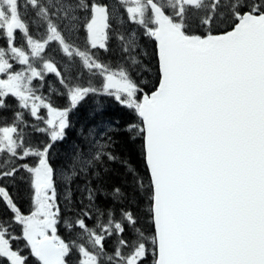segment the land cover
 <instances>
[{
    "label": "snow or ice",
    "instance_id": "6c2138e0",
    "mask_svg": "<svg viewBox=\"0 0 264 264\" xmlns=\"http://www.w3.org/2000/svg\"><path fill=\"white\" fill-rule=\"evenodd\" d=\"M89 96L134 117L143 173L103 122L58 169ZM0 264H264V0H0Z\"/></svg>",
    "mask_w": 264,
    "mask_h": 264
},
{
    "label": "trees",
    "instance_id": "16d2710c",
    "mask_svg": "<svg viewBox=\"0 0 264 264\" xmlns=\"http://www.w3.org/2000/svg\"><path fill=\"white\" fill-rule=\"evenodd\" d=\"M143 47L142 51L145 53L143 56V67L132 69L133 74L137 80H143L145 89L149 90L156 82V59L154 56L155 46L154 42L148 41L146 38L141 41ZM113 59L117 53L114 51L110 54H105ZM50 82H54V78L50 77ZM47 94V93H46ZM54 104L58 107H65L66 101L62 97H55ZM102 105L103 112H97L93 115L94 110ZM134 119L130 112L118 105L114 100L109 97L103 96H89L80 106L70 113L69 120L71 127L67 130V137L63 144L57 149L54 155V162L58 168L63 167L68 162V157L76 146H83L87 142L85 136L87 130L94 125L100 123L113 124L115 131H112L110 135L114 141L112 151L122 160L128 162V164L135 166L141 173L145 171L143 159L140 153V145L138 141L129 139L128 124ZM104 180L102 187L105 191L110 190L113 186H123L125 181V169L119 163H109L108 171L102 173ZM79 183V182H77ZM82 186V185H81ZM16 195L19 198V202L25 211L28 210V192L25 186L17 185ZM78 198L79 193H74ZM98 203L103 206H112L118 208V205H113L112 202L101 194L98 198ZM146 207L142 205L141 209ZM144 227L150 234V221H145ZM59 234L66 238L68 233L61 228Z\"/></svg>",
    "mask_w": 264,
    "mask_h": 264
}]
</instances>
